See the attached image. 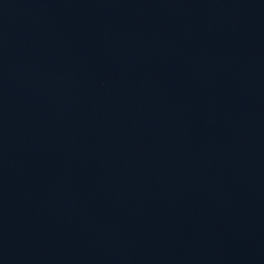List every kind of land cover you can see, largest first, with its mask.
<instances>
[{
  "label": "water",
  "instance_id": "obj_1",
  "mask_svg": "<svg viewBox=\"0 0 264 264\" xmlns=\"http://www.w3.org/2000/svg\"><path fill=\"white\" fill-rule=\"evenodd\" d=\"M0 264H264V0H0Z\"/></svg>",
  "mask_w": 264,
  "mask_h": 264
}]
</instances>
